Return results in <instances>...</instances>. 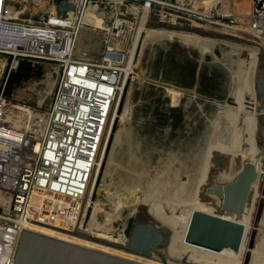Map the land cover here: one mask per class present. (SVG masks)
Returning <instances> with one entry per match:
<instances>
[{
    "label": "rangeland",
    "instance_id": "374dc122",
    "mask_svg": "<svg viewBox=\"0 0 264 264\" xmlns=\"http://www.w3.org/2000/svg\"><path fill=\"white\" fill-rule=\"evenodd\" d=\"M30 12L32 9L24 18H29ZM93 22L98 30L86 19L79 31L77 47L88 46L90 55L98 56L102 47V24L96 17ZM157 34L143 41L145 33L141 30L132 37L138 43L136 77L126 84L122 97L118 98H121L120 107L118 110L116 105L111 117L115 127L114 131L109 129L110 142L105 136L107 130L104 135L103 143L105 137L108 138L105 145L108 150L93 193L94 200H101L105 209L94 211V205L86 209L83 227L117 241L128 233L134 215L132 208L147 205L155 221L164 220L168 214L173 228L178 217L176 208L181 211L184 222H189L191 212L199 205L207 212L222 215L199 197L212 153L218 150L257 165L244 212H223L222 216L243 223L240 243L244 248L242 253L246 250L243 264H258L252 254L264 226V158L262 161L254 158L255 123L251 121L254 113L251 112L253 99L250 95L252 54L248 49L224 42ZM23 59L39 65L41 73L23 80L9 96L3 94L33 110H45L61 69L51 60ZM10 64L11 57L1 52L0 87ZM152 198L167 200L169 207L154 204L155 200L150 201ZM4 204L0 197V207ZM190 247V254L199 258L195 245ZM199 247L206 251L204 246ZM231 248L225 246L220 251L235 252ZM260 256V263L264 264V252L261 251ZM187 260L182 258V261Z\"/></svg>",
    "mask_w": 264,
    "mask_h": 264
},
{
    "label": "built area",
    "instance_id": "2783aa9c",
    "mask_svg": "<svg viewBox=\"0 0 264 264\" xmlns=\"http://www.w3.org/2000/svg\"><path fill=\"white\" fill-rule=\"evenodd\" d=\"M67 1L73 4L69 18L58 16L55 11L52 19L44 11L39 20L22 21L7 15L9 0H0V52L11 57L9 70L0 87V105L9 99L4 96L3 90L10 69L18 67L17 58L56 62L61 72L44 114L57 110L61 117L59 120L56 117H50L49 121L43 120L45 130L38 135L34 132L31 134L41 138L42 145H45L38 151L39 158H42L50 145L46 136L53 130L59 138L64 139L61 144L64 157H68L66 153L71 150L75 158L72 164L77 168L76 175H66L64 162L52 166L34 161L35 138L30 137L27 131L17 140L19 134L14 132L9 122L0 119V190L10 193L8 207H0V264H13L18 238L24 228L23 222L26 219L29 222H41L38 217H30L26 210L33 187L42 186L54 194H68V197L79 196L82 199V192H86L87 188L85 179H80L84 166H88L84 163L98 156L109 117L116 112V105L118 108L121 101L117 95L123 79L122 93L126 84L136 77L134 61L137 59L138 46L133 47L132 37L139 23L146 24L151 3L159 5L155 16L160 22L188 23L233 34L242 31L240 26H243L246 27L243 30L245 33L264 41V0H143L142 3L132 0ZM90 5L95 13L88 12ZM165 8L218 23L221 28L202 24ZM94 17L102 24V47L98 56H91L88 46L77 47L79 31L86 19H90L92 28L98 30L93 22ZM125 20L131 29L125 30ZM126 65L130 67L125 73ZM113 124L114 119L110 130ZM66 133L65 139L63 135ZM41 178L43 180L39 182ZM56 182L61 184L62 189L59 190ZM45 201L48 198H44ZM11 229L15 230L13 235Z\"/></svg>",
    "mask_w": 264,
    "mask_h": 264
},
{
    "label": "water",
    "instance_id": "95a60500",
    "mask_svg": "<svg viewBox=\"0 0 264 264\" xmlns=\"http://www.w3.org/2000/svg\"><path fill=\"white\" fill-rule=\"evenodd\" d=\"M142 3L143 0H132ZM58 15L64 16L67 9H73V4L67 0H59ZM62 6V7H60ZM150 12L145 26L191 32L200 36H212L217 39L229 40L255 45L259 53L254 69V87L256 104L254 109L258 119V140L264 154V46L261 40L243 31L236 34L206 29L201 26L172 24L160 22L155 16L158 4L151 3ZM194 19L202 24L221 28L218 23L202 20L194 15L170 8H165ZM66 10V11H65ZM43 15H46L43 13ZM246 35L245 39L240 35ZM257 175V165L251 160H243L238 156L215 150L212 153L206 178L199 189V197L208 206L220 212L242 214L247 207L251 195L253 182ZM78 235L98 240L108 245L124 249L131 253L146 257H157L164 264H181L170 262L167 253V243L170 229L156 222L145 206L137 209L132 216L131 223L124 242L106 239L88 234L80 229L73 230ZM244 232V225L240 221L195 209L191 212L187 225L185 240L212 249L230 246L238 249ZM13 264H149L107 250L89 246L43 231L23 228L16 245ZM183 264H196L184 261Z\"/></svg>",
    "mask_w": 264,
    "mask_h": 264
},
{
    "label": "bare ground",
    "instance_id": "6f19581e",
    "mask_svg": "<svg viewBox=\"0 0 264 264\" xmlns=\"http://www.w3.org/2000/svg\"><path fill=\"white\" fill-rule=\"evenodd\" d=\"M58 1L59 0H9L6 13H7V15H9L10 17H12L14 19H19L22 21H25L24 19H27L28 21L29 20L32 21V20L41 19L42 18V12L46 11L48 13V17L53 19L54 18L53 13H55V11H56V13L58 14L57 6L60 5V4H58ZM60 7H62V6H60ZM92 8L93 7L90 5L88 8V12L95 13L94 12L95 9H92ZM30 9H32V12H30V17L24 18L25 13H27V11ZM71 14H72L71 9H67V12L65 13V15L63 17L69 18ZM23 26H26V25L23 24ZM129 26H130V24L128 23V21L125 20V27H124L125 30L131 29V26H130V28H129ZM205 27H207V26H205ZM25 28H28V27L26 26ZM240 29H242V31H243L244 29H246V27L240 26ZM141 30L144 31V33H145L143 41L146 40L147 38H150L152 35L154 36L157 33L162 34V35L164 33L167 35L168 34H170V35L171 34H177V35H179L183 38H186V39H188V38H190V39L191 38L202 39L203 41L211 42V43L224 42L228 45L237 46V47H241L243 49L249 50V52L252 54L251 70H250V87H251L250 88L251 89L250 95L253 99V101H252L253 106H252L251 112L254 113V115L251 116V119H252L251 121H254V123H255V125L253 127V131H254V135H253L254 136V139H253L254 143L253 144H254V150H255L254 158H257L260 161H262V159L264 158V154L261 151V147H260L259 140H258V119H257V112L254 109V105L256 104L257 101H256V96H255V87H254V79H253L254 78V69H255V65H256V61H257V57H258L257 55L259 53V48L256 47L255 45H251V44H247V43L229 41V40H222L221 41L220 39H217L216 37L200 36V35H197V34H194L191 32H186V31L167 30V29H163V28L147 27L143 24V22L139 23L138 27L135 28L133 36L136 33V31L140 32ZM243 32H245V31H243ZM240 36L244 37L245 39H249V37L246 35H240ZM152 38H155V37H152ZM132 41H134V40H132ZM260 42L264 46V41H260ZM135 46H138V43L136 44V42L134 41L133 47H135ZM0 47H1V42H0ZM130 50H131V52L134 51V49L132 47L130 48ZM135 62L136 61H134V63ZM129 67H130V65L125 66V68H124L125 73L129 69ZM135 68L137 70V63H135ZM124 83H125V80L123 79L121 89H120V93L117 95L118 98L121 97V93L123 90ZM119 107H120V104H118V108H117L118 110H119ZM113 114H114V112H113ZM113 114L110 115L107 126L105 128V133L107 130L106 135H105V133H103L102 141H101V144L99 146V151L97 153L98 156H96V158H92V159L88 160L86 163H84L85 165H88V166H84L85 169L82 170V174L80 175V179L81 180L83 178L85 179V181H86L85 185L87 186V188H86V192L85 191L82 192V195H83L82 199H79V196H77L76 198L68 197V194L66 196L60 195V194H54L55 192L52 193L50 191L44 190L42 188V186H39V185H38L39 187H33L32 190L30 191V197L32 196V199L29 198V201H28L27 206H26V210H27L28 215H30V217H34V216L38 217L41 219V222H39V221L38 222H32V221L29 222L26 219L23 222V226H24V228L26 227V228H31V229L43 231L46 233H50V234H53L56 236H60V237H63V238L69 239V240H73V241H76L79 243H83V244H86L89 246H93L96 248L107 250V251H110V252H113L116 254H120V255L129 257V258H133V259H136V260H139L142 262H146L149 264H164L157 257H146L143 255L131 253V252L126 251L124 249L117 248V247L108 245L106 243H103L101 241L90 239V238L78 235L77 233L73 232V230H75V229H80V230H82L88 234L96 235V236L103 237L106 239H112V238L105 237L104 235H99L98 234L99 232L96 233L91 228L84 229L83 224H84V221L86 218V209L91 207V205H94V207H93L94 211H95V209L97 211L100 208L105 209L104 208L105 205L101 202V200H94L93 193L95 191V188L97 186V183H98V180H99V177L101 174V168L103 165V158H104V156L108 150V146H105V145H107L106 142H107V137L109 135V127H110V124L112 122L111 117L113 116ZM3 115H5L6 117L3 118L2 117ZM44 115H45L44 110H41V109L33 110L31 106L16 102L13 100H8V99L4 100L2 102V104L0 105V119H2V121L9 122V125L11 126V128L14 129V132H17L19 134L17 140H20L24 136V133H27V131L29 132L28 134L30 137L35 138L34 139L33 154H32L34 156V161H40L41 163H48L49 165H52V166L58 165L59 163L64 162L65 168H66V169H64L65 174L67 175V174L74 173V175H76L77 168L72 164V162L75 158H74L71 150L69 153H66V155L68 157H64L65 153H63V145H61L64 143V139L59 138V136L53 130L49 131L48 135L46 136V139L49 138L48 143L50 144L48 146V152H47L48 154L45 153V157L39 158L38 151L41 150L45 145H42L41 138H39L38 136H33L31 133L34 132L36 135H38V133H41L45 130L44 125H43V120L49 121L50 117H56V119L59 120L61 117L57 110L47 112L46 115L45 116ZM31 117H33L34 121L32 120ZM19 118L23 119V120L20 121ZM248 123H250V122H248ZM248 127H249V125H248ZM96 129L97 128H95L94 130H96ZM248 131H249V128H248ZM14 132H10V133H14ZM14 134H16V133H14ZM104 135L107 136V137H105V143H103ZM63 136L66 139L67 133L64 134ZM246 136H244V137H246ZM94 137H95V135H94ZM102 143H103V146H102ZM108 145H109V143H108ZM90 147H91V145H90ZM104 173H106V171ZM64 178L67 179V177H64ZM42 180L43 179L41 178L39 180V182ZM55 185H57V187H59V190L62 189L61 184H59L58 182H56ZM65 188H67V190H69L67 186H65ZM64 193H66V190H64ZM0 197L2 199H4V201H5V204L2 205L1 207L7 208L8 202L10 200V193L0 190ZM48 197H50L51 199H49ZM44 198H48V201H45L46 204L44 203ZM30 199H31V203H30ZM145 200H143V201H145ZM153 200H155L154 204L157 203V204L162 205L164 207L165 206L169 207L167 200L166 201L165 200L160 201L159 199L156 200L155 198H152L150 201L153 202ZM150 201H148V203ZM145 204H147V203H145ZM198 204L199 203H197V205ZM204 204L202 203V205H204ZM199 206L203 210V207L201 205H199ZM205 206H206V204H205ZM145 207L147 209V212L150 214L151 218L154 219L153 214H151L149 212L150 210H148L147 205ZM195 207H198V206H195ZM199 208H196V209H199ZM209 208H210V206H209ZM137 209L138 208H136V209L132 208L131 213L135 214ZM176 209H175V211L178 214L177 215L178 217L176 219L174 228H173L172 218H170L168 214L164 220H162V221L157 220L156 221V222L160 223L161 225L167 226L170 229V238H169V241L167 243V253H168L170 262H173V261L182 262L181 264H183L184 261H182V258H187L188 261L194 262L196 264H243V260L245 258L246 250H245V253L244 252L242 253V251H243L242 249H244V248H241V245L239 246V248L237 250L236 249L234 250L233 248H231L235 252H231V251L225 252V251H220V249H213L212 250V248H208V247H205L206 248V251H205L204 248L199 247L201 245L198 246L197 244L190 243V242L184 240V238H185L184 235L186 233L185 231H186L188 222H184V219L182 218L183 217L182 213L180 214L181 211L179 212ZM209 210H211V209H209ZM212 210L214 211V209H212ZM102 211H100V212H102ZM204 211H205V208H204ZM218 212L220 213V211H218ZM221 213L223 215V212H221ZM225 214H226V212H225ZM226 216L224 215V217H226ZM45 223H48V224H45ZM183 223H185V224H183ZM97 227H99V226H97ZM178 228H179V230H181V231L184 230V231L180 232L181 233L180 234ZM10 232H11V235H13V233H15V230L11 229ZM178 233L180 234V236H177ZM181 235H183V236L181 237ZM112 240H114V239H112ZM125 240H126V237H123L122 239L117 240V241L118 242H124ZM114 241H116V240H114ZM189 244L195 245L196 249L199 251L198 252L199 258L193 257L190 254L192 247H190ZM243 246L244 245H242V247ZM256 246L257 247L254 249L253 254H252L253 259L256 263L261 264L260 259H262V258L260 256V253H261V251L264 252V226L259 231V234H258V237L256 240ZM230 252L233 254H231ZM208 253H210V254H208Z\"/></svg>",
    "mask_w": 264,
    "mask_h": 264
},
{
    "label": "trees",
    "instance_id": "16d2710c",
    "mask_svg": "<svg viewBox=\"0 0 264 264\" xmlns=\"http://www.w3.org/2000/svg\"><path fill=\"white\" fill-rule=\"evenodd\" d=\"M40 73L41 69L39 65L31 64V62L26 59L20 60L18 67L15 70H10V72L8 73L3 93L9 96L12 90L17 87L23 80L32 75H39ZM114 127L115 126H113L112 128L113 131ZM111 137H109V142L111 140Z\"/></svg>",
    "mask_w": 264,
    "mask_h": 264
}]
</instances>
